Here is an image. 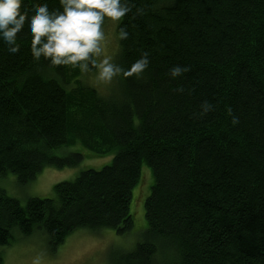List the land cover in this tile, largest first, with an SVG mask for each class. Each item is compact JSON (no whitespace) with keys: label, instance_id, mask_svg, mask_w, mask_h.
Wrapping results in <instances>:
<instances>
[{"label":"trees","instance_id":"1","mask_svg":"<svg viewBox=\"0 0 264 264\" xmlns=\"http://www.w3.org/2000/svg\"><path fill=\"white\" fill-rule=\"evenodd\" d=\"M45 2L62 11L59 0H24L22 10ZM127 3L119 22L102 25L128 32L109 55L121 69L145 54L149 63L117 74L106 97L84 83L94 68L34 61L26 27L19 53L0 41V178L26 186L47 166L77 167L81 153L55 155L76 145L114 155L56 185L53 199L23 206L0 190V246L14 231L41 230L55 252L78 230L126 235L145 164L147 230L116 264H264V0ZM177 65L189 70L173 78Z\"/></svg>","mask_w":264,"mask_h":264},{"label":"rangeland","instance_id":"2","mask_svg":"<svg viewBox=\"0 0 264 264\" xmlns=\"http://www.w3.org/2000/svg\"><path fill=\"white\" fill-rule=\"evenodd\" d=\"M115 26V23L107 22V26L103 29L105 38L101 42L102 54L96 58L97 61L104 56L113 57L109 53L116 54V38L119 39V34L117 28L116 31L114 30ZM111 59L116 65L115 58ZM114 77L112 83L100 81L96 72L88 74L87 78L83 79L86 85L88 83L91 88L106 97L111 94L110 89H114ZM79 153L84 159L77 167L55 169L47 166L35 181L26 186H22L17 181L15 174L9 173L0 178V190L5 191L9 197L17 199L23 206L27 205V201L31 198L53 199L56 197L53 189L59 183L74 181L82 172L91 169L102 170L105 166L111 165L114 159L113 154L98 158L81 145L59 149L55 155L67 157ZM140 176L141 180L133 191L130 206L134 227L126 235H118L106 228L99 232L78 230L72 233V236L67 238L55 252L48 245V238L41 230L28 237H22L18 231H14V240L9 245L0 246V256L4 259V264H116L120 256L133 251L138 243L144 240L147 230L145 203L152 192L154 177L151 168L145 164L142 166Z\"/></svg>","mask_w":264,"mask_h":264},{"label":"clouds","instance_id":"3","mask_svg":"<svg viewBox=\"0 0 264 264\" xmlns=\"http://www.w3.org/2000/svg\"><path fill=\"white\" fill-rule=\"evenodd\" d=\"M23 3L24 0H0V41L10 55L20 52L18 34L26 27L31 36L30 52L34 61L43 58L53 66L78 67L81 73L94 68L100 81L110 82L121 72L140 73L149 63L147 54L130 69H121L108 56L96 59L102 54L105 18L119 22L131 11L127 0H59L62 11L50 10L45 2L34 7L31 15L22 10ZM127 36L125 27H120L119 38ZM188 70L186 66L177 65L171 69V75L176 78ZM202 107L208 111L211 106L205 102Z\"/></svg>","mask_w":264,"mask_h":264}]
</instances>
